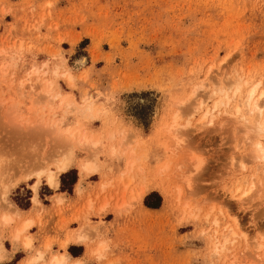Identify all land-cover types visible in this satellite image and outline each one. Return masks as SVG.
<instances>
[{
	"label": "rangeland",
	"instance_id": "rangeland-1",
	"mask_svg": "<svg viewBox=\"0 0 264 264\" xmlns=\"http://www.w3.org/2000/svg\"><path fill=\"white\" fill-rule=\"evenodd\" d=\"M258 84L264 0H0V264H264Z\"/></svg>",
	"mask_w": 264,
	"mask_h": 264
},
{
	"label": "bare ground",
	"instance_id": "bare-ground-1",
	"mask_svg": "<svg viewBox=\"0 0 264 264\" xmlns=\"http://www.w3.org/2000/svg\"><path fill=\"white\" fill-rule=\"evenodd\" d=\"M85 62H86L85 57L84 58H80V60L78 62L79 63L78 65H84ZM241 85H242V83H239L238 87L235 90V95L238 94L241 91ZM258 86H259V84L258 85H254V86H252L249 89L248 94H247L246 98L244 99L245 100L244 103H245V108L250 110L252 112V114H254V115L256 114L257 117H258V120L255 121V123L252 125V129H254L255 132H257L259 134V133H263L264 132V129H262V125H264V105H263L264 101L262 103L259 102L260 94L258 95ZM263 95H264V92L261 94V96H263ZM225 99H230V98L228 96H226V98L223 99V103H224ZM221 104H222V101H221ZM218 107H219V104H215L214 105L215 109L218 108ZM236 111H237V114H241L242 115V111L240 110V108H237ZM208 115H209V112H207L204 115V117L202 119L203 123L208 118ZM175 116L178 117V114H176ZM209 122L211 123L212 121H209ZM175 126L176 125H174V127ZM171 129H173V128H171ZM66 134H67L66 135L67 137H70V136L73 137V134H71L69 131ZM86 139L88 140V142L90 141L89 138H86ZM92 143H93L92 145H94V147H96V146L99 145L100 142L93 140ZM258 146H264V145L262 143H258L257 150H256V153H255V156L258 159L262 160L260 158V155H259V147ZM262 161H264V160H262ZM70 166H71V163L69 161L65 160V161H63L62 163H60L58 165V167H57L58 170L57 171H51L50 170V171L46 172L47 181H48V183L50 184L51 187L57 188L59 186V174L62 173V172H66L70 168ZM41 173L42 172L36 173L38 178H40ZM80 173H81V176H83V177H87V176H90L92 174H99L100 176H102V168L99 165V163H97L96 161L89 160V161L84 162L83 165H81V172ZM39 182L40 181L35 182V184L33 186V190H34V193H35V196L33 198L34 202H37V194H38ZM152 188L153 187H151L150 185L143 187L140 190L139 194H138L139 199L142 200L143 197L148 192H150ZM78 191H80L79 188H78ZM246 194H248V193H245V195ZM104 211H105V206L100 209V213H103ZM13 215H14L15 220L17 221V225L11 232V240L14 243H17L21 239H27L25 234L34 225V222H33L32 219H22L21 212H19V211H14ZM12 220H13V216L4 217V222L5 223H8V222H10ZM231 234H233V233L231 232ZM75 239H76V241H83L84 240V236L78 234L77 238H75ZM228 240H229V236H226L225 237V242H227ZM69 243H70V239L66 240V242L64 243V246H67ZM103 244H104L103 242L100 243V245H99V247L97 249V252H100L102 250ZM25 246L28 247V248L31 246V243H30L29 239L25 242ZM88 253L90 254L89 250H88ZM42 256H43L42 252H39L38 255L35 258L29 259L27 261V264H34L37 260H41ZM3 258L4 257L0 254V260L3 259ZM84 262L79 261V260H71V257L69 255L62 254V255H55L51 259V261H49L48 263H44V264H83Z\"/></svg>",
	"mask_w": 264,
	"mask_h": 264
},
{
	"label": "crops",
	"instance_id": "crops-1",
	"mask_svg": "<svg viewBox=\"0 0 264 264\" xmlns=\"http://www.w3.org/2000/svg\"><path fill=\"white\" fill-rule=\"evenodd\" d=\"M73 245H82V244H73ZM62 254H66V253H62ZM62 254H60V255H62ZM66 255H69L71 257V260H79V261H83V262L86 260L83 264L89 263V260H87V256H86L87 255V251L86 250H84V253L80 257H77V258H74L69 253H67Z\"/></svg>",
	"mask_w": 264,
	"mask_h": 264
},
{
	"label": "snow or ice",
	"instance_id": "snow-or-ice-1",
	"mask_svg": "<svg viewBox=\"0 0 264 264\" xmlns=\"http://www.w3.org/2000/svg\"><path fill=\"white\" fill-rule=\"evenodd\" d=\"M262 129H264V125H262ZM259 147V155L262 160H264V146H258Z\"/></svg>",
	"mask_w": 264,
	"mask_h": 264
},
{
	"label": "trees",
	"instance_id": "trees-1",
	"mask_svg": "<svg viewBox=\"0 0 264 264\" xmlns=\"http://www.w3.org/2000/svg\"><path fill=\"white\" fill-rule=\"evenodd\" d=\"M146 202H147V203H146ZM146 202H145V204L148 205L149 207H155V206L149 204L148 201H146Z\"/></svg>",
	"mask_w": 264,
	"mask_h": 264
}]
</instances>
